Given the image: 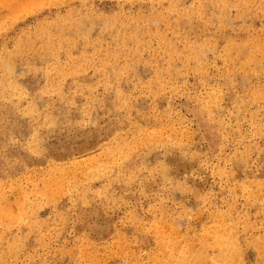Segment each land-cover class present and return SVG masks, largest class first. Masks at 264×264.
<instances>
[{
    "label": "rangeland",
    "instance_id": "obj_1",
    "mask_svg": "<svg viewBox=\"0 0 264 264\" xmlns=\"http://www.w3.org/2000/svg\"><path fill=\"white\" fill-rule=\"evenodd\" d=\"M219 1L0 0V61L14 56L27 85L18 97L0 86V192L17 218L0 212V264H173L188 241L208 264L215 208L238 222L239 259L264 264V6L222 14ZM152 3L169 21H150ZM258 43L255 62L227 59ZM198 94H213L212 114ZM171 146L192 166L172 163ZM75 156L85 172L60 174Z\"/></svg>",
    "mask_w": 264,
    "mask_h": 264
},
{
    "label": "bare ground",
    "instance_id": "obj_2",
    "mask_svg": "<svg viewBox=\"0 0 264 264\" xmlns=\"http://www.w3.org/2000/svg\"><path fill=\"white\" fill-rule=\"evenodd\" d=\"M180 0H171V7L169 8V10L167 12H170L171 10H178V4H179ZM195 2H201V0H192V5L188 7L187 9L189 11L192 12H200L201 9V5H199L198 7H194ZM231 2H235L238 4H241L242 6H247L248 5V1L247 0H220L219 4L222 6L221 8V13L224 14V12L226 11V6L227 4L231 3ZM263 2V6H264V0H262ZM152 8H151V12H153L152 14V19L150 20L152 23H158L160 20H165V21H169L168 16L164 15V14H160L157 15L156 12H154V5L152 3ZM163 17V18H160ZM80 29V28H79ZM61 32V31H60ZM62 33V32H61ZM45 34L48 37H52L53 32L52 31H46ZM163 42H167V40L163 37H161ZM29 39H27L26 42L23 41H18L17 42V49H24V48H28L29 47ZM61 41H63L62 38H60ZM168 46L170 47V44L168 42ZM235 45L233 44V48L232 50L227 54V59L228 60H233L235 54H237V58H245L247 61H256V51H263V44L258 43L256 45V47L253 50H247L245 46H238V47H234ZM201 51H195V57L197 59H202V54L200 53ZM14 57V56H13ZM13 57H7V58H3L0 61V68L2 69V75L0 77V86L3 87V89H8L12 92L13 95H16L17 97L20 96L22 94V89H24L25 87H27V85H25V83L22 82H18L14 80V67H13V61H15V59ZM56 64L57 66H59L60 61L59 57L56 58ZM103 65V64H102ZM60 68V66H59ZM56 81V80H53ZM160 83V82H159ZM161 85V83H160ZM197 99L198 101L203 104V110L207 111L208 113L212 114V106L215 103L214 102V96L213 94L208 96V99L206 98V96H202V94H198L197 95ZM2 109L0 108V124L3 121L4 118V114L1 113ZM69 113L66 111L64 112V114H60L57 115L56 117L52 118V121L50 122L53 126H58L59 123L63 120L64 115H68ZM96 115H94L95 117ZM182 126L184 127V125L182 124ZM116 129H118L116 126H110V128L107 131V136H111L116 132ZM16 132V131H15ZM14 132V133H15ZM88 132H85V135H87ZM91 136V135H90ZM62 142V141H60ZM123 149V148H122ZM126 149V148H125ZM172 149V157L170 159V161H172V163H180L183 166H192V162H186L181 156H174V151H175V146H171ZM37 152H38V157H37V162L39 163H44V161L47 159V154L45 153L44 149L42 148L41 145L37 146ZM89 150L88 145L82 146L81 148H78V151L80 153H83L85 151ZM72 152H68L66 154V156H71ZM123 156H127L128 152L127 151H122L121 153ZM64 155H55L54 157H56V159L59 161L63 158ZM90 160V158H89ZM152 160V161H151ZM149 160L150 162H154V159ZM86 160H79L76 156L72 158V160L69 162L70 166H64L62 168L59 169L60 174L65 175L66 173H69L71 171V169L73 171H78V170H82L85 172V167H84V163ZM92 168H97V169H101V168H107L106 164L102 163V164H97L96 161L92 162L90 164V166L88 167V169H92ZM235 170H240V166L238 164H235ZM57 170V164H55L54 166H51V174H54V171ZM163 175L165 177L168 176H172L173 175V171L170 169V166H165L163 168ZM39 187L45 189V191H49L52 192V184H45L43 181L39 182ZM0 198L5 201V205L2 206L0 208V212L6 216V218H8L9 220H17L16 215L11 211L10 209V205L9 202L12 199H15L14 197L12 199H9L6 197L5 192H0ZM26 203V202H24ZM218 206V205H216ZM228 207L230 209V212L233 210V203L228 204ZM220 211L215 208L213 209V212L210 214V216L216 217V218H220L218 221V225L215 226V229H219L220 231H222L224 233L225 236H222L223 233H221L220 235L217 236V238H219V242L217 243L218 246L220 247L218 250V253L210 258L209 263L208 264H244L240 259L239 256H241L240 254V250L242 248V242L240 239H238V222L236 223H230L232 221H234V217L232 216V213H229L228 216H225L223 214H219ZM19 219L21 220H25V216L23 211L21 210L19 215H18ZM217 219H215L213 222H216ZM29 221V220H28ZM26 221V222H28ZM221 239V240H220ZM192 241H188L187 245H184L182 248V253L184 254L183 258L181 259V261H177L174 262L173 264H203L201 262V260L203 258H200L204 252H196L195 248L193 249L190 245L192 244ZM162 246L164 245V247H171L172 243L170 242H161ZM175 244H173L174 246ZM206 253V252H205ZM239 254V256L237 255ZM247 256V255H245ZM16 264H17V258H15Z\"/></svg>",
    "mask_w": 264,
    "mask_h": 264
}]
</instances>
